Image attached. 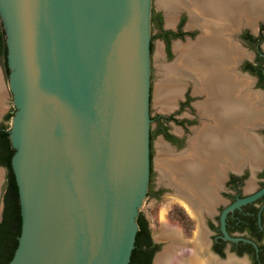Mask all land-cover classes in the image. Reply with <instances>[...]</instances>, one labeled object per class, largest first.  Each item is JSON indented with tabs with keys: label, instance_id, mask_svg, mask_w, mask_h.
<instances>
[{
	"label": "water",
	"instance_id": "95a60500",
	"mask_svg": "<svg viewBox=\"0 0 264 264\" xmlns=\"http://www.w3.org/2000/svg\"><path fill=\"white\" fill-rule=\"evenodd\" d=\"M151 11L0 0L21 215L7 264H128L149 183Z\"/></svg>",
	"mask_w": 264,
	"mask_h": 264
},
{
	"label": "flooded vegetation",
	"instance_id": "af4514ba",
	"mask_svg": "<svg viewBox=\"0 0 264 264\" xmlns=\"http://www.w3.org/2000/svg\"><path fill=\"white\" fill-rule=\"evenodd\" d=\"M197 1H153L146 195L169 190L194 216V238L177 230V241L199 264H264V0H234L256 6L233 19L202 14ZM8 112L2 96L0 128ZM138 225L152 264L155 239L172 240L152 235L141 210Z\"/></svg>",
	"mask_w": 264,
	"mask_h": 264
},
{
	"label": "trees",
	"instance_id": "16d2710c",
	"mask_svg": "<svg viewBox=\"0 0 264 264\" xmlns=\"http://www.w3.org/2000/svg\"><path fill=\"white\" fill-rule=\"evenodd\" d=\"M0 62L3 64L6 77L8 76L7 65V46L5 42V32L0 20ZM13 110L7 113V120L10 119ZM0 128V163L7 168V179L5 191L3 193V210L0 220V264H7L13 255L17 245L18 236L21 228L20 204L18 189L14 173L11 166V156L14 152L9 139V125H2ZM145 244L144 238L137 230L135 246L132 249L128 264H150V254L142 248Z\"/></svg>",
	"mask_w": 264,
	"mask_h": 264
},
{
	"label": "rangeland",
	"instance_id": "374dc122",
	"mask_svg": "<svg viewBox=\"0 0 264 264\" xmlns=\"http://www.w3.org/2000/svg\"><path fill=\"white\" fill-rule=\"evenodd\" d=\"M153 1L154 0H152V5H153ZM156 7H157V3H156ZM158 43H159V40L156 39L155 46H154V56L155 57L157 55ZM155 63H156V60H155ZM4 82H5V85L3 84V88L5 90L7 110L14 111L15 107L12 103V95L8 88L7 80ZM159 103L161 104V102L157 100L156 98L152 100L151 108L153 112L161 109V107L159 106ZM9 120H8V125H9ZM150 125H151V121H150ZM156 155L157 154H155L154 158L156 157ZM0 177H1L0 178V201H1L2 192H3V188L5 184V177H6V169L2 166H0ZM155 180H159V174L157 173L154 174V182ZM170 197H171V193L168 190V191L161 192L160 196L158 197H151V196L146 195L142 201L140 210L147 216L152 235L154 234L159 235L160 233H162L163 228H165L163 224H165L164 221H166V223L168 222V224L175 227L174 230L176 232L180 231L181 234L186 239H189V238L193 239L194 238V237L192 238L193 230L196 227L194 216L188 213L187 210L178 201ZM155 241H157L160 244V247L158 248V250H160L161 247L163 249L165 244L168 243L167 240L162 239V238L155 239Z\"/></svg>",
	"mask_w": 264,
	"mask_h": 264
},
{
	"label": "bare ground",
	"instance_id": "6f19581e",
	"mask_svg": "<svg viewBox=\"0 0 264 264\" xmlns=\"http://www.w3.org/2000/svg\"><path fill=\"white\" fill-rule=\"evenodd\" d=\"M196 5L202 14L227 19L235 18L236 14L238 13H250L256 6V4L249 6L237 4L234 0H198L196 2ZM169 21L171 22L172 20ZM198 46H202L201 49L206 47L205 45L201 44H199ZM219 137L220 135L217 137V139ZM164 223L165 224L163 225L165 228H163L162 233H160L156 237L158 238L160 236L171 239L172 243H170L167 248H165L164 246V248L156 254L153 264H199L200 262H203L198 261L197 257L194 256V252H192V250H188L184 247V244L177 241V238H180L181 236L174 230L175 227L168 224V222L166 223V221H164Z\"/></svg>",
	"mask_w": 264,
	"mask_h": 264
},
{
	"label": "crops",
	"instance_id": "0c3cea01",
	"mask_svg": "<svg viewBox=\"0 0 264 264\" xmlns=\"http://www.w3.org/2000/svg\"><path fill=\"white\" fill-rule=\"evenodd\" d=\"M3 84L5 85V82H4V80H3V77H2V74H1V71H0V89H1V91H0V99H2V96L4 97L5 96V90H4V88H3Z\"/></svg>",
	"mask_w": 264,
	"mask_h": 264
}]
</instances>
